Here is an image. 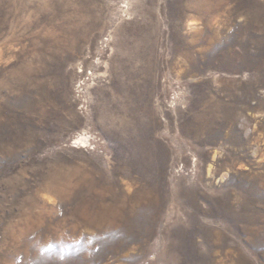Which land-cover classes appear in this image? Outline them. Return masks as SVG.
I'll use <instances>...</instances> for the list:
<instances>
[{"label": "rangeland", "instance_id": "1", "mask_svg": "<svg viewBox=\"0 0 264 264\" xmlns=\"http://www.w3.org/2000/svg\"><path fill=\"white\" fill-rule=\"evenodd\" d=\"M0 264H264V0H0Z\"/></svg>", "mask_w": 264, "mask_h": 264}]
</instances>
